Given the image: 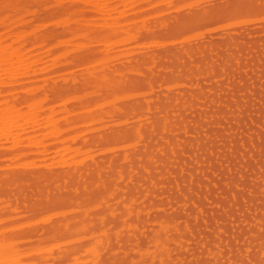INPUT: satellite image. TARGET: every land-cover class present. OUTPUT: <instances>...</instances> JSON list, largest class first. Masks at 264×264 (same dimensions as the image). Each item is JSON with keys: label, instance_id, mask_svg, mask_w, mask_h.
Masks as SVG:
<instances>
[{"label": "bare ground", "instance_id": "1", "mask_svg": "<svg viewBox=\"0 0 264 264\" xmlns=\"http://www.w3.org/2000/svg\"><path fill=\"white\" fill-rule=\"evenodd\" d=\"M0 264H264V0H0Z\"/></svg>", "mask_w": 264, "mask_h": 264}]
</instances>
